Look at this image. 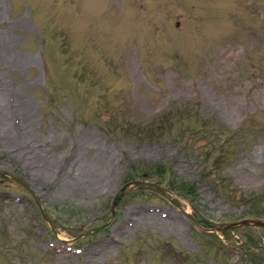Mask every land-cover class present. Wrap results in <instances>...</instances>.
Returning <instances> with one entry per match:
<instances>
[{
    "label": "rangeland",
    "instance_id": "374dc122",
    "mask_svg": "<svg viewBox=\"0 0 264 264\" xmlns=\"http://www.w3.org/2000/svg\"><path fill=\"white\" fill-rule=\"evenodd\" d=\"M1 75L0 264H264V0H0Z\"/></svg>",
    "mask_w": 264,
    "mask_h": 264
},
{
    "label": "bare ground",
    "instance_id": "6f19581e",
    "mask_svg": "<svg viewBox=\"0 0 264 264\" xmlns=\"http://www.w3.org/2000/svg\"><path fill=\"white\" fill-rule=\"evenodd\" d=\"M25 59L20 58L19 60H17V64L21 65L23 63ZM9 61V60H8ZM26 64V63H25ZM24 64V65H25ZM13 65V64H12ZM16 65V64H15ZM9 69V66H8ZM11 69V68H10ZM6 77V76H5ZM6 80V79H5ZM6 87V86H5ZM4 87V81H3V77L1 75L0 77V130L3 131V133H6L8 135H11L12 138H14V140L19 143L24 137L25 134L21 132V129L19 128V125H10L9 123V114H10V109H8V107H6L3 103V93H1L2 90L5 89ZM7 88V87H6ZM5 91V90H4ZM8 102V101H7ZM10 108V107H9ZM26 110V109H24ZM23 110V111H24ZM19 111V110H18ZM13 115V114H12ZM24 116V115H23ZM25 118V117H24ZM29 133V132H28ZM27 133V135H28ZM5 134V135H6ZM29 136V135H28ZM27 136V137H28ZM32 139V138H31ZM25 140V139H24ZM14 141V142H15ZM25 143V142H24ZM18 145V144H17ZM21 145V144H20ZM27 145V143H26ZM28 146V147H27ZM27 146H22V151L21 152H25L26 155H33L30 156L29 158H34L37 156V150L35 149V147L33 146V144H29ZM19 147V146H18ZM39 151V150H38ZM24 153V154H25ZM38 157V156H37ZM40 157V156H39ZM34 160V159H33ZM26 162V161H25ZM28 162V161H27ZM47 164V163H46Z\"/></svg>",
    "mask_w": 264,
    "mask_h": 264
},
{
    "label": "water",
    "instance_id": "95a60500",
    "mask_svg": "<svg viewBox=\"0 0 264 264\" xmlns=\"http://www.w3.org/2000/svg\"><path fill=\"white\" fill-rule=\"evenodd\" d=\"M132 183H133V186H153V187H156L157 189H159L160 191L164 192V189L162 187H160L159 185H156L155 183H152V182L136 180V181H133ZM124 188L125 187H123L122 190ZM118 198H119V196L115 198L114 204H116ZM189 217L192 221L195 222L193 215L190 214ZM45 218H47L46 215H45ZM239 225H254V226L264 227V221L259 220V219H255V220L243 219L241 221H235V222L228 223L227 225H225L223 227H218V228H216V230L230 229L231 227H235V226H239Z\"/></svg>",
    "mask_w": 264,
    "mask_h": 264
}]
</instances>
